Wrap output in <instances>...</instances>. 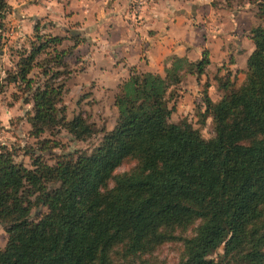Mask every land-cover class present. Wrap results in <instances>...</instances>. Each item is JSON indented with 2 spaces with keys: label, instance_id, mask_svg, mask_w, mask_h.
<instances>
[{
  "label": "trees",
  "instance_id": "16d2710c",
  "mask_svg": "<svg viewBox=\"0 0 264 264\" xmlns=\"http://www.w3.org/2000/svg\"><path fill=\"white\" fill-rule=\"evenodd\" d=\"M9 9L0 0L2 20ZM34 29L37 42L7 78L33 93L32 135L64 129L79 140L92 137L93 123L69 120L60 106L70 75L65 58L85 39L71 32L73 46L60 49L66 38ZM251 39L245 81L227 83L219 101L203 95L201 122L214 121L210 139L171 121L172 87L185 73H205L204 53L198 62L173 56L164 75L132 73L115 96V127L91 153L62 154L51 165L30 148L28 168L0 149V223L9 236L0 264H148L170 243L182 249L173 264H264L263 25L252 28ZM41 54L49 56L45 64ZM40 66L46 78L36 86L29 75ZM128 160L135 166L117 173ZM35 207L46 211L34 220Z\"/></svg>",
  "mask_w": 264,
  "mask_h": 264
},
{
  "label": "rangeland",
  "instance_id": "374dc122",
  "mask_svg": "<svg viewBox=\"0 0 264 264\" xmlns=\"http://www.w3.org/2000/svg\"><path fill=\"white\" fill-rule=\"evenodd\" d=\"M29 1L32 4L38 0ZM116 1L118 2V6H116L121 17H119L117 25L114 26L115 39L111 38V33L109 34L110 29L108 24L99 25L97 23L99 21L97 18L101 17L98 13L94 17L92 14L87 17V13H84L82 7L80 8V12L77 13L80 17L68 22L63 19L61 21L58 20L60 25L54 24L50 16L46 15H43L45 17L38 20H33L32 14H37V12L32 9L29 10L33 8L29 6L21 9L25 14V18H23L20 9L14 10L13 8L9 9V13L5 19L2 20L0 18V22L2 23V28H0V149L8 148L12 150L16 162L32 168V159L27 154L31 150L30 148H33L35 156H42L43 160L51 165L55 164L57 156L62 154L75 155L81 152L91 153L94 151L102 141L103 131L112 130L116 125L119 113L115 105V96L118 93L119 86L132 73L142 72L137 69V66L125 65L127 56L122 51L125 50L128 55L131 53L128 57H134L135 50L121 49L123 45L127 46V43L131 42V40H133L132 44H135L134 41L137 42V36L144 37L140 31L133 34L131 27H141L145 20L143 11L151 9L156 4L177 6L178 9L185 8L190 16L192 6L196 2V0ZM7 2H10L12 6L18 4L16 0H7ZM203 2L211 4V8L216 10L217 13L220 11L218 13L219 17L226 16L224 13L227 11V8L235 12H245L247 17L249 16L245 23V29L240 33L241 36L236 34L237 37L233 38V41L229 43L226 28L224 33H220L221 35H226L224 45H222L223 43L216 42L218 45L212 48L213 54L211 53L212 49L203 50L202 58L204 57V53H207L209 59V64L206 66L203 75L197 77L196 73H185L182 82L172 87L173 97L170 105L174 104L175 110L172 113L171 121L175 123L185 122L192 128L198 129L203 137L210 139L214 134V121L209 117L204 124L201 122V112L204 111L203 95L207 92L213 101H219L228 93L225 90V86L233 84L237 88L245 81L247 71L246 59L254 49V44L247 38L242 45V50L240 49L241 51H239L236 42L237 38L242 39L246 33H251L252 28L258 25L264 26V0L199 1L200 4ZM91 5L93 7V4ZM112 5L113 1H109L107 4L109 12ZM97 8L98 11H101L99 13H102V8ZM41 14H45V11H42ZM203 14L202 21L198 23L201 30L199 33L201 36H207L209 35L207 31L209 29L211 31L216 25L212 27L207 24L209 19L211 20V17H208L211 13L203 11ZM23 19H25L24 23L21 21ZM36 24L40 25L41 34L57 35L66 38L60 49L70 50L69 47L73 46L74 41L68 38L71 32L79 34V36L85 39L84 43L74 48L72 53H69L65 58L69 66L70 75L64 77L67 90L60 106L66 108V117L69 120L80 115L86 118L89 123L95 125L97 133L90 138L85 140L76 139L64 129H57L55 132L47 129L40 137H35L31 133L32 126L28 121V116L34 113L33 93L25 90L24 85H20L22 84L20 82L8 83L7 78L9 74L15 72L16 63L20 59V53L30 51L32 42H37L34 29ZM98 25L99 28H104V33L98 30ZM89 28L93 29V35L98 33L102 37H107L108 44L115 46L114 50H110L107 47V43H104V40L99 45L100 39H94V36L91 35L87 39L84 35L90 32ZM127 30L131 33L130 40H125L126 35H128ZM232 50L235 53L229 57V52H232ZM226 51L227 55L223 54ZM239 52H246L244 63H240L243 57ZM142 58H145L144 52ZM48 59L49 56L41 54L38 57V62L45 64V60ZM201 59L194 62H198ZM240 66H245L246 68L240 69ZM42 70V66L36 67L29 75L37 82L36 86L46 78L42 74ZM162 73L164 75V70ZM44 140L49 141L47 144L49 148L46 150H43L41 147ZM54 143L57 144V147H53ZM134 166V160H128L117 170V173L129 171ZM45 211L46 208L35 207L32 211V219H37L38 215ZM8 237L6 226L0 223L1 249L5 248ZM181 250V246L177 243L163 245L154 252L152 257H147L150 258L148 264H173L178 260ZM222 253L223 248L213 252L211 256L217 257L218 254Z\"/></svg>",
  "mask_w": 264,
  "mask_h": 264
},
{
  "label": "crops",
  "instance_id": "0c3cea01",
  "mask_svg": "<svg viewBox=\"0 0 264 264\" xmlns=\"http://www.w3.org/2000/svg\"><path fill=\"white\" fill-rule=\"evenodd\" d=\"M16 1L18 3L16 6H12L10 2H8V4L11 5V8H13L14 10L20 9L23 18H25V14L21 9L25 8V6H29L33 7L29 10L32 9L37 12V14H32L33 20H38L42 17H45L43 15H46L50 16V18L54 21V24L57 25H60V22L58 20L61 21V19H63L64 21L68 22L80 17V15H78L77 13L80 12V8L82 7L84 9V13H87V17L91 14L94 17V15L98 13L101 17L97 18L99 19L97 23L99 25L108 24V27L110 29L109 34L111 33L112 35L111 38H116L114 26L117 25L119 17H121L117 7L118 2L116 0H90V2L89 0H38L37 2H34L32 4L29 0ZM109 1H113L110 12L107 9V4L109 3ZM199 1L201 0H196V2H194V6H192L190 16L187 12V9H178L177 6H162L156 4L152 6L151 9L143 11V15L145 17L144 24L141 27L137 28L128 26L133 29V34H136L137 31H140L144 35V37L141 38L142 36H137V42L134 41L135 44H132L133 40H131V42L129 41L127 43V46H122V50L131 49L135 50L136 52L134 57H128L131 53H129L128 55L125 50L122 51V53H125V55L127 56L125 65L127 64L130 66H137V69L142 72L149 71L153 73L163 74L162 72L165 66L170 64L171 58L173 56L188 57L191 61H197L198 59L202 58L204 49L211 50L216 45H218L216 44V42L223 43L222 45H224V38L226 37V35H221L220 33H224L226 31V28L229 43L233 41V38L237 37L236 34L238 36H241L240 33L245 29V23L249 17H247L245 12H235L227 8V11L224 13V15L226 16L221 15L224 17H219L220 15L218 13L220 11L217 13L216 10H213L211 8V4H209L208 2H203L202 4H200ZM114 2L116 3L114 4ZM91 4H93V7ZM97 7L102 8V13H99L101 11H98ZM42 11H45V14H41ZM203 11H208V13H211L210 16L208 15V17H211V20H207V24L211 25L212 27L216 25V27L211 31L210 29L207 31L209 33V35L207 36H201L199 33L201 30L199 27L200 25L198 26V23L202 21V17H204ZM21 21L22 23H24L25 19ZM99 25L98 30L104 33V28H99ZM88 30L91 33L87 32V35H84L87 39L90 37V35L94 36V39H100L99 45L100 43H103L102 40H104V43H107L108 45L107 47L110 48V50H114L115 46L108 44L109 41H107V37L104 36L106 38L105 39L98 33L95 34L96 36L93 35L92 28H89ZM129 30H127L128 35H126L125 40H130L131 38V33L129 32ZM203 33L205 34V32ZM247 38L252 41L251 33H246L245 37H242V39L237 38L236 45L238 46L239 51L242 50V45L245 43ZM254 49L251 51L249 56L252 54ZM143 52L145 58H142ZM211 53L213 54V49L211 50ZM234 53V50H232V52H229V57H231ZM223 54L227 55V51ZM240 54H242L241 56L243 57L242 61L240 60V63H244L246 52ZM249 56L246 59V67ZM233 64H235V62H233ZM244 67L245 66H240V69H245L246 67Z\"/></svg>",
  "mask_w": 264,
  "mask_h": 264
}]
</instances>
